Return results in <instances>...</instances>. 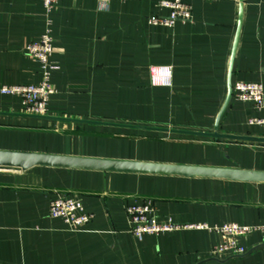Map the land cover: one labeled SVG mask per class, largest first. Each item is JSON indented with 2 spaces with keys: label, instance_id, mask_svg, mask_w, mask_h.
Returning <instances> with one entry per match:
<instances>
[{
  "label": "crops",
  "instance_id": "1",
  "mask_svg": "<svg viewBox=\"0 0 264 264\" xmlns=\"http://www.w3.org/2000/svg\"><path fill=\"white\" fill-rule=\"evenodd\" d=\"M162 0H0V89L38 85L25 54L52 22L56 89L45 117L0 92V152L140 164L264 172V144L173 133H214L228 95L240 0H184L192 22L155 26ZM172 67L171 87H153L150 67ZM264 86V0H244L232 84ZM264 108L232 97L219 133L264 137L249 126ZM152 129H161L158 131ZM58 195L78 198L94 219L79 231L49 215ZM152 200L159 223L264 225V182L37 166L0 171V264H264V235L241 239L243 256L214 261L223 237L183 229L141 240L126 207Z\"/></svg>",
  "mask_w": 264,
  "mask_h": 264
},
{
  "label": "built area",
  "instance_id": "2",
  "mask_svg": "<svg viewBox=\"0 0 264 264\" xmlns=\"http://www.w3.org/2000/svg\"><path fill=\"white\" fill-rule=\"evenodd\" d=\"M46 10L47 16L58 7L61 0H40ZM219 2L221 0H204ZM158 7L169 11L167 17H151L149 23L155 26L173 28L177 23L192 22L193 7L184 0H162ZM48 28L38 41L25 45V54L38 62L41 67L42 81L38 85L4 86L0 89L3 95L17 96L22 100L23 112L30 116H48V104L56 89L51 83L52 73L59 69L52 61L54 39L50 19ZM151 85L153 87H171L172 67H150ZM233 96L240 102L250 103L254 109L261 111L264 108V86L260 83L238 82L233 86ZM249 126H258L264 129V118H251ZM49 215L53 219H61L71 230L79 231L94 219V215L85 211L82 202L72 196L58 195L50 203ZM127 220L130 233L137 239L145 235L159 236L163 233H173L183 229H197L214 232L223 237V242L213 248L210 258L223 260L228 257L245 255L247 249L241 244V239L254 233L264 235V225L242 226L238 224H224L221 226L208 225H180L169 220L159 223L156 217V208L152 200L134 203L126 207Z\"/></svg>",
  "mask_w": 264,
  "mask_h": 264
},
{
  "label": "water",
  "instance_id": "3",
  "mask_svg": "<svg viewBox=\"0 0 264 264\" xmlns=\"http://www.w3.org/2000/svg\"><path fill=\"white\" fill-rule=\"evenodd\" d=\"M243 4L244 0H240L239 6V21L236 38L233 45V51L231 55V62L228 73L227 88L228 95L226 101L216 119L214 126V133H196L187 131H171L173 133L210 137L215 139H223L230 141H243L253 143H263L264 137H246L236 135H223L219 133L220 124L222 118L227 111L229 104L233 97V64L238 48L241 27L243 22ZM158 131H166L161 129H152ZM37 166H49V167H63V168H82L93 170H105V171H122V172H134V173H151V174H168L179 175L185 177H211L222 178L234 181L243 182H264V172H250L242 170L231 169H209V168H196L185 166H164V165H152V164H140L133 162H119L101 159H88V158H75V157H63L44 154L33 153H13V152H0V171H16L24 172ZM219 261L217 259H211Z\"/></svg>",
  "mask_w": 264,
  "mask_h": 264
}]
</instances>
